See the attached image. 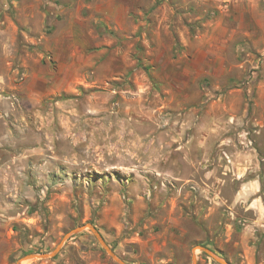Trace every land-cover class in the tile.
<instances>
[{
	"label": "rangeland",
	"instance_id": "rangeland-1",
	"mask_svg": "<svg viewBox=\"0 0 264 264\" xmlns=\"http://www.w3.org/2000/svg\"><path fill=\"white\" fill-rule=\"evenodd\" d=\"M87 225L264 264V0H0V264H119Z\"/></svg>",
	"mask_w": 264,
	"mask_h": 264
},
{
	"label": "water",
	"instance_id": "water-1",
	"mask_svg": "<svg viewBox=\"0 0 264 264\" xmlns=\"http://www.w3.org/2000/svg\"><path fill=\"white\" fill-rule=\"evenodd\" d=\"M84 227H88L92 233L94 234V236L96 237V239L99 241V243L102 245V247L105 249V251L109 254V256L111 258H113L117 263L119 264H130V263H127V262H124L122 261L120 258H118L116 256V254L113 252V250L106 244V242L104 241V239L102 238V236L100 235V233L95 229V227H93L92 225H87V226H78L74 229H72L70 231V233H75V232H78L80 231L81 229H83ZM69 233H67L63 239L57 244V246L53 249V251H51L50 253H41V254H27L25 255L21 260H20V263L22 260L24 259H30V258H45V257H49V256H54L58 251L59 249L61 248L62 244L64 243L65 239L68 237ZM195 249H199L201 251H203L204 253L212 256L216 261H218L220 264H229L227 261H225L224 259H221L219 257H217L216 255H214V253L207 247H204V246H197ZM194 249V250H195ZM192 264H196L195 263V255L192 256Z\"/></svg>",
	"mask_w": 264,
	"mask_h": 264
},
{
	"label": "bare ground",
	"instance_id": "bare-ground-1",
	"mask_svg": "<svg viewBox=\"0 0 264 264\" xmlns=\"http://www.w3.org/2000/svg\"><path fill=\"white\" fill-rule=\"evenodd\" d=\"M23 261H25V260H22L20 264H22V263H23Z\"/></svg>",
	"mask_w": 264,
	"mask_h": 264
}]
</instances>
